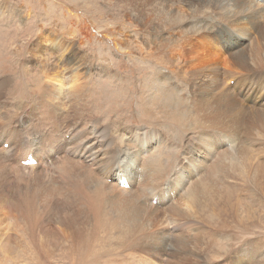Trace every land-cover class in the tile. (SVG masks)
I'll use <instances>...</instances> for the list:
<instances>
[{
	"label": "rangeland",
	"instance_id": "374dc122",
	"mask_svg": "<svg viewBox=\"0 0 264 264\" xmlns=\"http://www.w3.org/2000/svg\"><path fill=\"white\" fill-rule=\"evenodd\" d=\"M163 1L169 5V9L175 5L172 0H0V12L4 11L0 16V76L11 77V85L15 87L8 91L9 97L5 92L0 94V131L8 140L13 141L20 136L18 140L21 139L24 143L29 141L33 145L32 150H18L14 146L16 151L31 152L34 155L48 151L58 152L62 149L58 138L66 134H51L57 128L48 123L36 129L35 122L38 120L31 118L36 107L25 99V91L16 89L19 85L23 86V81L29 83L32 90L39 84L36 72L26 78L21 74L17 77L16 74L20 71L19 64L23 62L30 67L40 66V62L30 60V51L36 48L35 43L41 34L40 28L55 32L59 35L58 40L64 38L63 41L67 43L72 40L80 43L79 46L76 43L77 46L69 54L76 51L77 60L81 62L83 69L80 71L79 82L87 85L90 91L78 101H71L69 95L66 98L70 114L66 118L68 125L75 128L79 135L83 124L93 115L90 120L94 121H89L87 126L95 125L98 133H102L103 121L108 119L107 114L115 115L114 117L122 118L118 126L126 122L127 126L122 132L127 137L135 133L144 137L140 119L142 108L149 105L148 101L138 102L134 99L130 107L126 103L132 92L141 86L142 80L149 78L152 70L158 69L157 64L169 67L172 64L158 58L165 55L159 48L148 54L150 49L146 26H137L133 19L139 14L136 11H142L140 20H144L145 12L149 11L153 31L158 32L161 26L171 28L168 24V9L163 8ZM10 2L17 5V9L9 15ZM182 9L189 11L185 6ZM138 29L143 35L140 44L144 53L138 49L140 44L134 41ZM212 34L206 33L210 38ZM18 44L22 46V50L16 58ZM214 45L216 44L211 46L212 50ZM5 46L8 47L7 50H3ZM58 52L54 53L52 60L51 55L43 57L49 62L59 61L63 66L60 50ZM43 57L40 55V58ZM103 64L111 72H115L114 77L104 76L102 72L93 75L94 67ZM163 85H158V88L161 89ZM32 94L35 96L34 91ZM184 95L181 92V96ZM163 110L164 104L157 102L152 108V118L146 125L152 126L154 118L160 117ZM77 111H88L90 115L88 118H80L76 115ZM96 113L100 116L95 117ZM59 129L64 133L66 128L59 125ZM198 130L190 129L182 135L187 140L196 135ZM45 131H48L47 135L41 137L40 134ZM69 138L70 135H66L65 139ZM78 140H74L71 146L74 147L77 142L79 145ZM203 143L201 145L204 146ZM97 148V152L102 151L99 146ZM232 155L228 154L229 157ZM5 156L6 150L0 148V194L3 196L0 195V203L6 199L12 201L18 211L13 210L11 204L8 211L0 207V264H240L237 260L245 256L243 247L249 242L254 257L246 262L264 264V163L243 168L240 165L227 167L221 163L195 168L196 171L204 169L199 177L194 178L195 183L191 187L195 202L190 197L183 196L184 180L188 176H178L171 180L169 190L163 191L162 196L158 197L159 204L151 203L147 213L141 212L137 218L131 216L129 221L120 217L119 212L105 203L102 215L97 219L99 192L106 196L110 194L120 206L125 200L123 209L131 207L128 205L129 194L107 192L103 179L100 178L97 180L100 184L98 190L88 192L91 197L86 198L78 187V180L84 177V168L80 163L72 162V158L65 155L57 159L54 157V166L59 162L55 170L58 172H50L37 167L29 170L15 168L5 162ZM152 157L156 158L158 155L153 154ZM102 165L101 162L100 166ZM133 170H130L134 175L130 178L132 188L129 191L140 187L145 193L141 185H146L151 180L152 170L148 165L138 168L136 173ZM193 170L187 169L192 175L195 174ZM236 178H243L244 181ZM168 181L169 179L165 181L164 186ZM63 187L68 191H64ZM73 197L79 203L77 208L67 202L73 200ZM7 200L3 203L6 204ZM161 203L164 208L159 210ZM19 205H26L28 210L23 209V206V211L19 210ZM234 209H238V212H234ZM178 211L180 213H176ZM8 214L13 218L10 223ZM4 216L8 217L7 222ZM133 220L139 222V229ZM169 221L172 222L171 228H174L172 232L168 226ZM21 224L25 226L22 227ZM150 228L166 232L162 251L145 249L143 236L149 235ZM72 234L76 235L75 240L68 237ZM136 234L143 245H135ZM56 235L60 237L56 238Z\"/></svg>",
	"mask_w": 264,
	"mask_h": 264
},
{
	"label": "bare ground",
	"instance_id": "6f19581e",
	"mask_svg": "<svg viewBox=\"0 0 264 264\" xmlns=\"http://www.w3.org/2000/svg\"><path fill=\"white\" fill-rule=\"evenodd\" d=\"M172 1L175 5L170 9L165 1L162 4L163 8L168 9V24L171 27L169 29H166L164 25L165 27L161 26L158 32L153 31L149 11L145 12L146 18L144 20H140L142 19L140 16L142 11H136L139 14L133 19L137 26H146L149 39L148 49H150L148 54L159 48L162 52H165V55L158 56V58L172 64L170 67L157 64L158 69L152 70V73L149 72V78L143 80L141 78V86L135 92H132L126 103L128 107L134 99H137L138 102L147 100L149 103V105L142 108L140 119L143 123L141 129L143 131L142 135H144L143 138L139 133L127 137L122 132L127 126L126 122L118 126V122L122 118L114 117L115 115L109 116L107 112L105 114H107L108 119L103 121L102 133H98L95 125L93 127L87 126L89 121H94L90 120L93 115L89 117L90 112L88 111L76 112V115L80 118L89 117L81 127L82 131L79 135L75 128L68 125L66 118L70 114L69 109H67L66 98L69 95L71 101H78L90 91L87 85H82L79 82L82 67L81 62L77 60L76 51L69 54L74 46L80 44L76 40L67 43L63 41L64 38L58 40L59 35L55 32L40 28L41 34L35 43L36 48L30 51L32 57L30 60L40 62V66L30 67L24 62L19 64L20 71L16 74L17 77L21 74L26 78L32 72L31 75L36 72L35 77L39 81L34 90L29 87V83L26 81H23V86L16 87L17 90L25 91V99L31 101L32 105L36 107V112L31 116L32 119L38 120L35 122L37 124L36 129L48 123L50 126L57 128L51 134L62 136L66 133L62 138H58L62 149L54 152V157L57 159L65 155L72 159H82L83 162L88 163L84 166L81 165L84 168V177L78 180L79 191L86 198H90L88 192H96L97 187L100 186L97 180L102 178L107 192L115 191L129 194V197H127L129 199L128 205H131V207L123 209L122 206H124L125 200L120 206L110 194L106 196L104 193L99 192L97 199L98 220V217L102 215L104 203L114 208L120 213V217L127 220L131 216L137 218L141 212L147 213L151 203L154 204L152 202L153 196L161 197L166 186L171 185V180L176 179L178 176H185V174L188 179L184 180L185 195L183 196L186 198L188 196L195 202L194 193L191 190L195 183L193 180L204 172V169L196 171L195 168L217 163L227 167L240 165L243 168L244 166H256L264 163V3L259 0ZM9 5L8 14L10 15L16 11L17 5H13L12 2ZM182 6L188 7L189 11H184L185 9L183 10ZM1 14H4V11L0 12V16ZM210 32L213 33L212 38L208 37V34V36L206 35ZM141 36H143L141 30L138 29L134 40L137 44H140ZM220 43L222 47H220ZM213 44H216L213 50L220 52L212 50L211 46ZM17 46L19 48L16 47L15 50L16 58L22 50L20 44ZM6 48L8 49L5 46L3 50H7ZM138 49L142 53L145 51L141 44ZM56 50L61 52V60L64 61L63 66L59 64V61L49 62L48 59L44 58L46 55H51L50 60H52L54 53L57 54ZM0 55H2V50ZM40 55L44 57L40 58ZM100 72L104 76L111 75V77H114L115 73L111 72L106 64L94 67L93 75L96 76ZM11 82V77L0 76V94L5 92L6 96L9 97L8 91L15 88L11 85ZM162 83L164 84L163 87L158 88V85ZM32 91H34L35 96ZM128 91L127 88L126 92L128 93ZM181 92L185 93L184 97L181 96ZM157 102L163 103L165 110L162 111L160 117L154 118L152 126L146 125L147 121L152 118V108ZM94 116L98 117L100 114L96 113ZM125 118L127 117L125 116ZM35 123H31V125H35ZM59 125L66 128L64 133L61 129L58 130ZM130 125H133V123ZM195 128L199 129L198 133L192 138L184 139L182 134ZM60 130L61 132H59ZM68 134L70 138L65 139ZM105 136L106 138H104ZM19 138L13 140L14 146L18 150H32L33 145L29 141L24 143L20 141L21 139L18 140ZM5 139L8 140L7 136L1 134L0 131V141ZM74 140H78L79 145L77 142L72 147ZM202 143L204 146L201 145ZM228 143H230L229 146ZM0 146V148H4L2 145ZM98 146L102 150L101 152L96 151L99 149ZM202 146L203 149H201ZM229 153L233 154L232 157L228 156ZM153 154H157L158 157L153 158ZM101 162L103 163L102 167L100 166ZM145 165H148L152 170L151 180H148L146 185H141L145 193L140 190V187L132 192L129 191L132 188L131 184L130 188L119 186L117 180L119 171L128 173L130 180L134 175L130 170L134 169L133 171L136 173L138 168ZM25 168L29 170L33 167H23V169ZM187 169H194L195 174L192 175ZM167 179L169 181L164 186ZM236 179L244 181L243 178ZM183 189L180 191H183ZM2 197L1 199H3ZM3 201H1L0 207L7 209V211L11 206L14 208L12 201L7 200L8 205ZM67 202L74 208L79 207V203L76 202L74 197L73 200ZM168 202L170 204L171 200L169 199ZM10 204L11 206H9ZM6 205L9 207L7 208ZM19 206H21L19 210L23 211L26 205ZM238 206L241 205L238 204ZM162 208L164 206L161 203L158 209L161 210ZM25 210L27 211L28 208H25ZM233 211L238 212V209ZM10 213L11 211H9ZM8 217H5L6 222ZM21 217L23 216L21 215ZM11 219L13 218L9 217V223ZM148 221L146 226H148ZM15 222L17 221L15 220ZM133 222L139 229V222L136 220H133ZM21 226L25 225L21 224ZM168 226L169 228L172 227L171 221L168 222ZM152 228L149 229V232L146 230L149 235L145 234L143 236V241L146 242L144 247L145 249L148 248L149 251L153 249L162 251L165 245L166 232L154 231V229L151 230ZM173 229L171 228V232ZM58 237L60 235H56V238ZM68 237L71 240L76 239V235L73 234ZM135 241V245H143L138 234H136ZM245 247H243V251L246 252L245 256L237 262L251 264V262H246L251 261L254 257L250 242Z\"/></svg>",
	"mask_w": 264,
	"mask_h": 264
},
{
	"label": "clouds",
	"instance_id": "9594fccd",
	"mask_svg": "<svg viewBox=\"0 0 264 264\" xmlns=\"http://www.w3.org/2000/svg\"><path fill=\"white\" fill-rule=\"evenodd\" d=\"M233 83V82H232ZM39 131H42V129H39ZM48 131L42 132L40 134L41 137L47 135ZM3 144L2 146L4 147V149L7 151L6 156H5V162L8 163L9 165L13 166V167H37L39 169H44L46 171H50V172H58L55 171L57 168L58 163L54 166V151H48V152H44L45 155L43 154H38V155H34L31 152H26V151H16L14 148V143L13 141L10 140H3L2 141ZM72 161L78 162L81 165L84 166V162H81L77 159H70ZM48 164V165H46ZM118 173H122L125 177V179L130 182L129 177H128V173H125L124 171H119ZM117 173V175H118ZM117 180H118V176H117ZM16 181V179L14 180V182ZM171 185H167L166 188L163 191H168L169 187ZM64 191H68V189H66V187H63ZM153 198L156 200V203L154 204H159V199L157 197V195H154Z\"/></svg>",
	"mask_w": 264,
	"mask_h": 264
},
{
	"label": "snow or ice",
	"instance_id": "6c2138e0",
	"mask_svg": "<svg viewBox=\"0 0 264 264\" xmlns=\"http://www.w3.org/2000/svg\"><path fill=\"white\" fill-rule=\"evenodd\" d=\"M3 144V142L2 141H0V145H2Z\"/></svg>",
	"mask_w": 264,
	"mask_h": 264
}]
</instances>
